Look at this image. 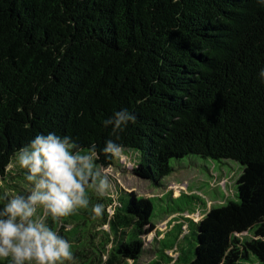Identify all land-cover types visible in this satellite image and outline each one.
<instances>
[{
    "label": "trees",
    "instance_id": "1",
    "mask_svg": "<svg viewBox=\"0 0 264 264\" xmlns=\"http://www.w3.org/2000/svg\"><path fill=\"white\" fill-rule=\"evenodd\" d=\"M262 69L258 0H0V178L21 147L49 132L84 150L94 144L104 169L116 159L102 153L111 139L137 156L132 174L153 182L172 173L173 159L232 160L241 166L237 201L194 222L182 216L201 206L193 199V212L166 215L179 219L169 232L194 235L185 264H264ZM121 109L136 121L113 134L103 121ZM118 192L89 189L87 208L59 224L47 219L72 245L75 259L65 263L136 264L147 252V264L185 261L183 246L160 245L166 236L145 248L152 202ZM182 197L191 194L171 199Z\"/></svg>",
    "mask_w": 264,
    "mask_h": 264
},
{
    "label": "clouds",
    "instance_id": "2",
    "mask_svg": "<svg viewBox=\"0 0 264 264\" xmlns=\"http://www.w3.org/2000/svg\"><path fill=\"white\" fill-rule=\"evenodd\" d=\"M258 2L264 4V0ZM259 77L264 83V69ZM135 121V115L121 109L103 125L111 126L116 134ZM125 151L111 139L102 149L112 158H123ZM99 155L94 144L84 150L71 136L55 132L38 134L17 151L15 159L24 170L28 191L6 198L0 207V259L11 264H65L75 259L72 245L49 226L47 219L58 221L77 208H87L89 189L97 195L109 190V177L96 163ZM102 207L96 204L92 210L99 215ZM129 264L133 262L129 260Z\"/></svg>",
    "mask_w": 264,
    "mask_h": 264
},
{
    "label": "rangeland",
    "instance_id": "3",
    "mask_svg": "<svg viewBox=\"0 0 264 264\" xmlns=\"http://www.w3.org/2000/svg\"><path fill=\"white\" fill-rule=\"evenodd\" d=\"M136 155L131 152H125L123 158H116L112 166L101 171L105 173L110 180L109 190L100 195L101 197H110L115 199L119 190L126 193H134L138 197L147 198L152 202L153 213L150 222L155 226L153 232L145 236V248L155 249L159 239L164 236L166 238L161 242L164 248L172 245L185 248V254L181 263H188V257L194 258L195 237L193 234L188 235L186 239H177L179 233L178 227L171 230L172 223L178 221V216L168 215L170 212H193L189 210V204L193 203V199L198 202L200 207L197 208L190 216L182 215L184 218L192 219L194 222L201 220L205 211L210 208H218L229 201H237L236 199V180L241 174V166L232 160L211 161L195 155L185 156L182 159H173L170 161L172 173L169 176L159 180L158 182L142 180L132 174V170L136 165ZM24 176L16 159L14 158L8 166V174L4 178H0V207L3 206L6 198H10L16 194H26L28 191V183L21 179ZM24 182V183H23ZM166 193H170L166 195ZM191 198L182 197L179 200H173L182 194H190ZM165 195V196H164ZM122 203L127 201V195L120 194ZM166 216V217H165ZM65 217H61L57 224L63 221ZM175 225V224H174ZM65 229H68L65 228ZM182 229L185 230V227ZM184 230L183 235L185 234ZM240 238H250V235L244 233L239 235ZM190 252V256H188ZM167 254L174 258L173 252ZM153 259V254L147 252L136 264H147ZM67 264V263H65ZM129 264V263H128Z\"/></svg>",
    "mask_w": 264,
    "mask_h": 264
},
{
    "label": "crops",
    "instance_id": "4",
    "mask_svg": "<svg viewBox=\"0 0 264 264\" xmlns=\"http://www.w3.org/2000/svg\"><path fill=\"white\" fill-rule=\"evenodd\" d=\"M191 194V193H190ZM190 194H187V195H190ZM176 216V214H174Z\"/></svg>",
    "mask_w": 264,
    "mask_h": 264
}]
</instances>
